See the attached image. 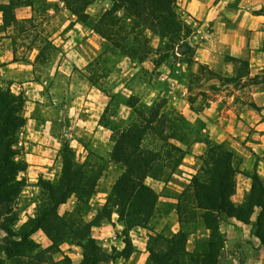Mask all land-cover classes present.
<instances>
[{
	"label": "crops",
	"instance_id": "0c3cea01",
	"mask_svg": "<svg viewBox=\"0 0 264 264\" xmlns=\"http://www.w3.org/2000/svg\"><path fill=\"white\" fill-rule=\"evenodd\" d=\"M177 2L183 17L189 16L196 23L195 32L189 37L196 47V64L233 76L237 62L248 63L249 74L241 77L245 86L237 91L243 99L242 107H221L218 101L212 100L210 105L195 112L206 120L203 130L207 131V139L199 138L193 144L179 140L175 144L185 153L170 175L144 178V183L157 194L147 221L128 222L116 209L110 216L103 214L114 187L108 190L103 185L107 170L104 167L102 170L99 164L101 169L94 187L77 188L67 195L54 207L49 228H45L37 224L52 201L45 182L57 183L63 177L66 165L63 149L69 147L73 165L85 169L98 157L88 149L98 141L85 140L84 134L90 133L93 124L94 130L97 126L99 131L107 128L101 119L111 92L108 87L106 91L94 86L92 75L95 60L108 41L97 31L96 24L113 9L114 0H0V87L25 99L22 115L26 122L16 132L14 148L18 151L15 160L25 164L17 178L24 181L19 198L27 202L23 203L22 212L11 226L17 227L15 231L29 230V238L37 245L32 253L23 256L27 263L34 258L39 260L43 252L42 264H68V261L86 264L93 256L94 264H151L152 251L160 250L159 244L168 250L181 232L186 233V239L181 250L172 255L171 262L192 264L194 257H204L212 241V230L203 217L204 210L190 202L185 193L195 176L205 174L203 157L210 144H222L234 154L233 166L237 171L231 200L236 205H247L254 174L264 185V81H249L250 77L264 73V0ZM116 14L130 33L125 43L137 46L133 31L137 18L127 16L122 9ZM110 27V30L118 29V26ZM114 33L116 35V31ZM116 48L123 52L121 62L106 79L113 77L120 82L131 70L137 72L139 66L123 46ZM54 51H61V55ZM82 77L93 89L84 107L81 104L73 111L71 106H75L76 101L67 106L66 115L74 118V129L72 132L69 127V133L81 134L73 136L68 143L62 140L63 134L68 133L65 129L62 133L63 127L57 122L59 108L38 107L34 102L27 110L26 104L30 98L45 95L60 98L66 86ZM47 83L49 91L44 92ZM235 97L233 94L231 101H235ZM40 109L45 119L39 116ZM190 111L188 107L183 109L186 115ZM98 160L104 161L102 157ZM81 206H85L83 214L77 219L74 215ZM263 211V207L255 205L249 220L222 215L219 230L223 246L218 264H264V243L257 234Z\"/></svg>",
	"mask_w": 264,
	"mask_h": 264
},
{
	"label": "rangeland",
	"instance_id": "374dc122",
	"mask_svg": "<svg viewBox=\"0 0 264 264\" xmlns=\"http://www.w3.org/2000/svg\"><path fill=\"white\" fill-rule=\"evenodd\" d=\"M179 7L177 2V11L183 21L179 34L166 33V35L147 27L140 30L141 50L135 55L133 53L132 57L133 62L139 66L137 72L134 69L131 70L120 82H117V79L113 77L106 79L113 67H117L121 62L123 54L115 45L110 44L109 40L106 41L107 46L103 53L96 58L92 75L94 86L106 91L109 88L111 98L105 115L101 119V123L105 124L107 128H102L99 131L100 128L97 126L94 130L93 124L90 133L84 134L86 138L83 139L98 141V144L88 148L90 153L98 157L93 158L95 162L87 164L84 171L81 172L77 180L81 189L89 190L94 187L93 184L101 169L99 164L102 165V170L103 167L107 170L103 185L108 190L114 187L118 177L129 167H132L133 179L138 184L144 181L148 172L163 177L169 176L180 155L172 150L171 144L177 143L179 140L193 144V141L199 138L207 139V131L203 130L206 120L201 115L197 116L195 112L210 105L212 100L218 101L221 107L229 105L242 107L243 99L237 91L243 90L245 86V82L243 83L241 80L242 76L248 74L245 63L237 62V68L233 75H237V78L234 80L231 79L233 76H227L212 71L205 65L196 64L194 62L196 47L192 40H189V37L195 32L196 23L189 16L183 17L179 12ZM54 53L61 55V51H54ZM82 78L75 83H70V86H66L65 90L60 92V98L53 99L51 96L45 95L43 98H30L26 104L27 110L34 105V102L38 107L54 106L59 108L60 116L57 122L63 127L62 133H64V129L65 133H68L62 136V140H66L68 143L71 142L73 136L79 137L78 135L81 134L75 132L72 136L69 133V127L73 132L74 118L66 115L67 106L76 101L75 106L71 107H74L73 111L79 109L81 104L82 106L86 104L89 93L93 89V86L84 77ZM48 86V83L44 85V92L49 91ZM129 94H132L131 97H128ZM233 94H236L235 101H231ZM140 95L142 96L140 97ZM19 104L21 103L14 102L16 111L19 109ZM186 107L191 109L188 115L183 113V109ZM157 110L159 114L153 117V111ZM39 116L41 119H45V113L41 109ZM150 120H154V122ZM76 123L83 125V122L77 121ZM133 123L142 125V133L122 137V132ZM123 138H126L125 145L123 144L125 160L116 161L112 159V150L115 142L118 139L122 141ZM68 149L70 148L68 147ZM68 153L70 152L68 151ZM156 154L166 164L164 167L152 163L151 168H139L133 162L134 158L139 159V157L151 160ZM100 157L104 161L98 160ZM90 170L94 172H90ZM110 197V206L120 212L122 218L128 222L140 223L146 219L148 203H139V200L135 198L134 203L131 204L128 196L119 192L112 193ZM26 202L20 199L18 194L11 203L12 213L9 214L6 212L5 204L0 203V211H2L0 214V264H18L21 261H25L24 264H26L27 262L23 256H16V260L9 259L4 251V248L9 244L6 228L8 226L13 229L17 228L11 225L22 212L20 208ZM84 207L81 206L74 215L77 219L82 216ZM40 255L39 260L34 258L29 261V264H42L44 253L42 252Z\"/></svg>",
	"mask_w": 264,
	"mask_h": 264
},
{
	"label": "trees",
	"instance_id": "16d2710c",
	"mask_svg": "<svg viewBox=\"0 0 264 264\" xmlns=\"http://www.w3.org/2000/svg\"><path fill=\"white\" fill-rule=\"evenodd\" d=\"M177 1L178 0H114L113 9L107 11L100 18L96 24V29L116 47L123 46L125 52L133 57V53L135 55L141 50L140 30L142 28L147 27L153 31L158 30L163 34H179L183 26V21L177 11ZM120 9H122L127 16L137 18L136 23L133 25V31L136 33V40L138 42L137 46H130L128 43H125L130 33L125 22L116 14V11ZM110 26H113V28L118 26V29L110 30ZM114 31H116V35H114ZM227 59L237 60V58L234 57H227ZM239 62L245 63V67L248 69L249 74L248 63L245 61ZM236 78L237 75L233 76L231 79L234 80ZM249 81L251 83L264 81V73L262 75L250 77ZM24 100L22 96L15 95L10 89L5 90L0 87V203L2 202L5 204L8 214L12 213L11 203L20 193L24 184V181L19 180L17 175L19 171L24 168L25 164L22 161L15 160V155L18 151L14 148L16 132L26 122L25 117L22 115ZM14 102L21 103L17 111L15 110ZM158 114V110L156 112L153 111V117H156ZM104 115L105 113L103 116ZM150 121L154 122V120ZM141 133L142 125L133 123L127 130L122 132V137ZM125 140L126 138H123L122 141L118 139L115 142L112 150V159L116 161L125 160V156L123 155L125 147L123 144ZM171 147L173 151L180 154L174 164L175 166L173 169H175L182 160L185 150L175 143L171 144ZM68 151L71 153L66 146L63 149V154L66 159L63 177L57 183L45 182V187L50 193L52 201L48 209L43 211L42 216L37 219V224L43 227L47 226V228H49L48 222L53 216L54 207L58 203L64 201L67 195L72 191L77 188L81 189V186H78L77 180L84 170L80 166L73 165ZM233 155V152L227 150L222 144H210L203 157V170L205 174L195 176L191 187L185 193V196L190 202L193 201L204 210L203 217L208 227L212 230V241L209 244V251L204 257H194L192 264H218V256L223 246V237L219 230V222L223 214L236 215L241 219L249 220L255 205H259L264 209V185L257 174L253 175V188L247 205H236L231 200V194L235 188L234 176L237 171L233 166ZM133 162L137 164L139 168H151L152 163H157L161 167L166 165L157 154L151 160L139 157V159L134 158ZM131 168L132 167H129L120 175L114 185L112 193L114 194L115 192L117 194V192H119L124 196H128L131 204L132 202L134 203L135 198L139 200V203H148V214L143 221L145 222L153 212L157 194L151 187L147 186L144 181L140 184L136 183L133 179ZM147 175L163 177L154 175L151 172H148L146 176ZM110 199L111 197L109 198L107 207L103 211V214L106 216H110L113 211V208L110 206ZM1 213L2 211H0V214ZM6 231L9 237V244L4 248V251L9 258H14L16 260V256H26L36 249L37 245L29 238V230L26 228L21 231H15L12 227L8 226ZM257 234L264 243V211L259 217ZM185 239L186 233L181 232L176 237L175 241L169 244L168 250L162 247L163 244H159L158 247L160 250L152 251L151 264H175L171 262V257L175 252L181 250ZM92 250H94L93 247ZM95 261L96 258L93 256L86 264H94ZM24 263L25 261H21V263L18 264ZM67 263L72 264L70 261ZM26 264L29 263L26 262Z\"/></svg>",
	"mask_w": 264,
	"mask_h": 264
}]
</instances>
